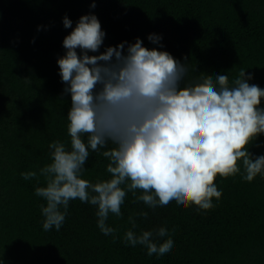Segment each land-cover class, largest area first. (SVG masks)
<instances>
[{"label": "trees", "instance_id": "trees-1", "mask_svg": "<svg viewBox=\"0 0 264 264\" xmlns=\"http://www.w3.org/2000/svg\"><path fill=\"white\" fill-rule=\"evenodd\" d=\"M92 2L0 0V264H264L259 174L251 180L240 172L217 174L220 196L199 211L192 203L153 211L127 192L121 215L107 217L117 229L109 234L99 230L94 205L70 199L60 228L42 229L37 179L20 172L50 159L49 140H68L70 93L62 91L56 58L80 14L95 12L105 30L98 50L139 36L144 45L165 48L186 63L189 86L217 72L231 82L241 67L252 73L249 83L264 86V0H95L89 7ZM64 14L72 20L67 28ZM149 32L160 34L159 43L148 39ZM248 148L264 153V134ZM106 162L90 151L83 175L106 176ZM141 209L148 214L134 216L135 230L175 231V248L164 259L149 258L142 246L121 239L127 217Z\"/></svg>", "mask_w": 264, "mask_h": 264}, {"label": "clouds", "instance_id": "clouds-1", "mask_svg": "<svg viewBox=\"0 0 264 264\" xmlns=\"http://www.w3.org/2000/svg\"><path fill=\"white\" fill-rule=\"evenodd\" d=\"M62 24H72L67 14ZM104 35L95 12H85L62 39L56 63L62 91L70 93L68 140H49L50 159L20 172L37 179L42 229L60 228L70 199L94 205L99 230L109 234L117 229L107 217L121 215L127 192L153 211L190 203L199 211L220 196L217 174L264 176V153L248 148L264 134V86L249 83L251 72L241 67L231 82L217 72L189 86L188 65L167 49L146 46L136 36L98 50ZM147 37L159 43V33ZM90 151L107 158L106 176L83 175ZM147 214H130L121 239L142 246L149 258L164 259L175 248V231L135 230L134 216Z\"/></svg>", "mask_w": 264, "mask_h": 264}]
</instances>
